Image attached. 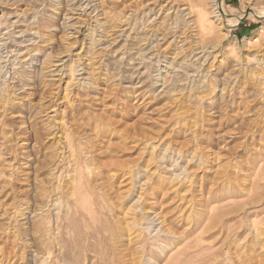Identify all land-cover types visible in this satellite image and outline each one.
<instances>
[{"label":"rangeland","instance_id":"obj_1","mask_svg":"<svg viewBox=\"0 0 264 264\" xmlns=\"http://www.w3.org/2000/svg\"><path fill=\"white\" fill-rule=\"evenodd\" d=\"M263 15L0 0V264H264Z\"/></svg>","mask_w":264,"mask_h":264},{"label":"bare ground","instance_id":"obj_2","mask_svg":"<svg viewBox=\"0 0 264 264\" xmlns=\"http://www.w3.org/2000/svg\"><path fill=\"white\" fill-rule=\"evenodd\" d=\"M250 10V9H249ZM257 10L256 9H251L249 12H248V16H253V15H255L257 12H256ZM223 12V11H222ZM217 13H218V11H217ZM216 16V15H215ZM224 16V14H221L220 13V11H219V14H217V18L219 17V19H221L222 20V22H223V19L222 18H224L223 17ZM242 16H241V14H237V15H225V18H224V20H225V22H223V24L222 25H225V26H232V24H234L237 20H239L240 18H241ZM210 17H209V15H208V13L206 12V10H205V8H204V3L202 4V7H201V9H200V11H199V13H198V24H200V26H202L203 27V29H209V28H211L212 27V21H210V19H209ZM262 18H264V15L261 17V19ZM219 21V20H218ZM214 23V22H213ZM221 23V22H220ZM214 27V26H213ZM229 28V27H228ZM207 29V30H208ZM74 70V69H73ZM76 161V160H75ZM77 161H79V160H77ZM76 163V162H75ZM74 164V163H73ZM74 167V166H73ZM121 170H122V168H120ZM120 171V170H119ZM123 171V170H122ZM74 179H76L77 177H78V179H80V181H79V184H77L76 183V185L74 186V189H77V190H80V191H82V192H84L85 191V189L87 188L86 186V184L85 185H83L84 183L83 182H81L82 180L81 179H83V177L81 176V173H80V171H79V167H78V164H76V166H75V168H74ZM179 174H181V173H179ZM179 174H171L172 175V178H173V176H175V179L177 180L179 177H180V175ZM179 176V177H178ZM146 182V181H145ZM162 182V181H161ZM89 183V182H88ZM160 184V183H159ZM155 185V184H154ZM158 187V186H157ZM138 188H140V187H138ZM142 188V187H141ZM73 189V188H72ZM140 196V195H139ZM140 198V197H139ZM162 232H164V231H162ZM166 234V233H165ZM259 234V233H258ZM165 246V245H164ZM179 250L180 251H182L181 249H178L177 251H178V253H179ZM184 250V249H183ZM163 251V250H162ZM176 251V252H177ZM181 253V252H180ZM172 254H173V252H172ZM171 254V255H172ZM177 254V253H176ZM184 255L186 254L185 252L183 253ZM174 255H175V252H174ZM189 255V254H188ZM188 255H187V257H188ZM177 256V255H176ZM172 257V256H171ZM170 257V258H171ZM43 258V257H42ZM178 258V257H177ZM176 258V259H177ZM182 258V257H181ZM182 259H184V258H182ZM185 259H188V258H185ZM184 259V260H185ZM121 260V259H120ZM135 260V259H134ZM170 260H172V259H170ZM179 260V259H178ZM177 260V261H178ZM173 261H174V259H173ZM131 262V261H130ZM184 263V262H183ZM187 263V262H186ZM130 264V263H129ZM173 264V263H172ZM180 264H182V262H180Z\"/></svg>","mask_w":264,"mask_h":264}]
</instances>
